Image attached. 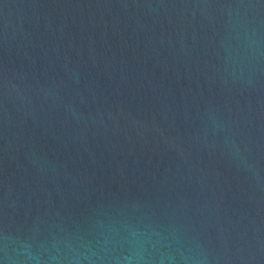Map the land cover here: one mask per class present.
Listing matches in <instances>:
<instances>
[{
	"label": "water",
	"instance_id": "water-1",
	"mask_svg": "<svg viewBox=\"0 0 264 264\" xmlns=\"http://www.w3.org/2000/svg\"><path fill=\"white\" fill-rule=\"evenodd\" d=\"M0 264H264V0H0Z\"/></svg>",
	"mask_w": 264,
	"mask_h": 264
}]
</instances>
